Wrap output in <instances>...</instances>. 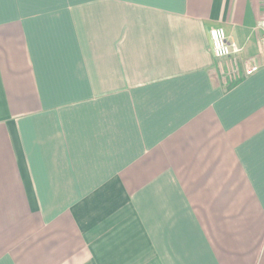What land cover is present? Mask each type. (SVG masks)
Listing matches in <instances>:
<instances>
[{
	"label": "crops",
	"instance_id": "crops-1",
	"mask_svg": "<svg viewBox=\"0 0 264 264\" xmlns=\"http://www.w3.org/2000/svg\"><path fill=\"white\" fill-rule=\"evenodd\" d=\"M261 14L0 0V264H264Z\"/></svg>",
	"mask_w": 264,
	"mask_h": 264
},
{
	"label": "built area",
	"instance_id": "built-area-1",
	"mask_svg": "<svg viewBox=\"0 0 264 264\" xmlns=\"http://www.w3.org/2000/svg\"><path fill=\"white\" fill-rule=\"evenodd\" d=\"M262 14L257 24V30L260 32L261 54L264 56V0H261ZM209 40L211 51L216 60L230 58L240 53L241 49L234 43L228 42L222 28H214L209 31ZM244 71L246 76H250L257 72L259 67L249 62L244 63Z\"/></svg>",
	"mask_w": 264,
	"mask_h": 264
}]
</instances>
